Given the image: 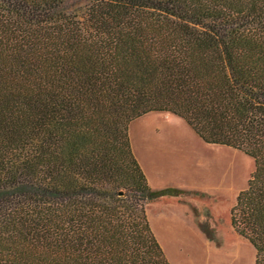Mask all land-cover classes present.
I'll list each match as a JSON object with an SVG mask.
<instances>
[{"label":"trees","instance_id":"trees-1","mask_svg":"<svg viewBox=\"0 0 264 264\" xmlns=\"http://www.w3.org/2000/svg\"><path fill=\"white\" fill-rule=\"evenodd\" d=\"M154 112L254 160L230 220L264 264V0H0V264H172L147 206L178 191L130 137Z\"/></svg>","mask_w":264,"mask_h":264},{"label":"rangeland","instance_id":"rangeland-1","mask_svg":"<svg viewBox=\"0 0 264 264\" xmlns=\"http://www.w3.org/2000/svg\"><path fill=\"white\" fill-rule=\"evenodd\" d=\"M130 137L134 153L155 180L201 188L188 192L187 199L198 203L192 209L199 219L211 213L216 225L210 234L218 239V262L214 256L209 260L200 242L191 236L182 247L167 249L171 263L254 264L253 246L235 232L230 220L237 196L255 170L254 160L241 151L204 143L182 118L171 113L154 112L135 120L130 125ZM155 210L148 207L150 213ZM202 225L211 227L207 218Z\"/></svg>","mask_w":264,"mask_h":264},{"label":"crops","instance_id":"crops-1","mask_svg":"<svg viewBox=\"0 0 264 264\" xmlns=\"http://www.w3.org/2000/svg\"><path fill=\"white\" fill-rule=\"evenodd\" d=\"M136 158L146 174L148 183L153 190L160 191L172 189L178 191L173 195L163 196L151 202L148 207L156 208L155 211L150 213L147 207V214L151 228L161 247L164 249L168 259L170 258V254L167 250L169 247H182L189 238L194 237L207 252L209 260L214 256L217 260L216 262H218L220 259H218L215 254V247L219 244L218 239L215 237L217 239L216 242L207 235V232L210 233L212 230H216L212 215L211 213L207 217L201 215V218L199 219L195 210L192 209V206L196 201H194V203H189V200L187 199L189 197L188 192H195L201 190V188H189L182 184L161 183L155 180L151 173L148 172L145 162L137 155ZM172 207H175L180 211H173L171 209ZM206 218L211 224V227L209 228L202 225ZM219 263L222 264L221 261Z\"/></svg>","mask_w":264,"mask_h":264}]
</instances>
